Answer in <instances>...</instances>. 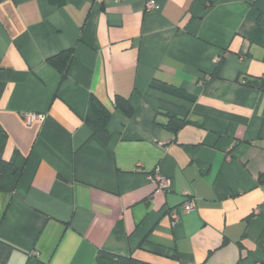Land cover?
<instances>
[{"label":"crops","instance_id":"1","mask_svg":"<svg viewBox=\"0 0 264 264\" xmlns=\"http://www.w3.org/2000/svg\"><path fill=\"white\" fill-rule=\"evenodd\" d=\"M146 2L0 0L3 158H26L0 192V264H264V0ZM69 49L63 80L48 59Z\"/></svg>","mask_w":264,"mask_h":264},{"label":"trees","instance_id":"2","mask_svg":"<svg viewBox=\"0 0 264 264\" xmlns=\"http://www.w3.org/2000/svg\"><path fill=\"white\" fill-rule=\"evenodd\" d=\"M73 50L69 49L61 52L48 59V63L53 66L65 80L68 77L69 69L73 61ZM115 110L123 118L128 119L133 113V109L127 98L122 96L115 97ZM110 118V113L107 109L95 98L91 96L88 101L87 113L85 117L86 124L90 127L93 135L97 136L103 142H108L109 134L107 131V123ZM170 120L167 125L170 129H177L184 125L185 121L169 116ZM7 143V136L0 131V192L13 193L18 185L19 179L23 173L26 158L20 153H16L9 161L4 160L3 151ZM97 264H148L134 259L130 256H123L111 253L105 250H100L96 256ZM27 264H44L43 262L33 259Z\"/></svg>","mask_w":264,"mask_h":264},{"label":"built area","instance_id":"3","mask_svg":"<svg viewBox=\"0 0 264 264\" xmlns=\"http://www.w3.org/2000/svg\"><path fill=\"white\" fill-rule=\"evenodd\" d=\"M117 1H122V0H117ZM155 7V3L153 2V0H147L146 2V9L147 10H152ZM25 121L30 124L31 122L35 121V120H43L44 116L42 115H37V114H32V113H28L24 116ZM150 181L152 180L153 182L156 183L157 185V189L158 190H163L166 191L170 188L171 186V180L162 176L161 174H155L154 176H149L147 177ZM196 204L194 202V200L192 199H187L185 200L181 206H180V211L181 212H191L195 209ZM171 217L174 221V223L179 222V212L177 210L173 211L171 213Z\"/></svg>","mask_w":264,"mask_h":264}]
</instances>
